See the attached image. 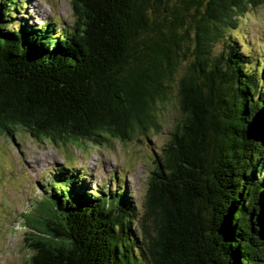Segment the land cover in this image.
Segmentation results:
<instances>
[{"label": "trees", "instance_id": "obj_1", "mask_svg": "<svg viewBox=\"0 0 264 264\" xmlns=\"http://www.w3.org/2000/svg\"><path fill=\"white\" fill-rule=\"evenodd\" d=\"M70 2L61 27L16 22L21 0H0V134L130 140L174 87L180 117L142 211L55 169L25 213L27 264H264V56L216 46L264 0Z\"/></svg>", "mask_w": 264, "mask_h": 264}, {"label": "rangeland", "instance_id": "obj_2", "mask_svg": "<svg viewBox=\"0 0 264 264\" xmlns=\"http://www.w3.org/2000/svg\"><path fill=\"white\" fill-rule=\"evenodd\" d=\"M21 2L16 22L42 25L49 21L61 27L72 23L70 0ZM236 21L235 28H226V38L216 44L217 48L223 42L237 41L243 51L253 56V61L263 58L264 3L249 8ZM169 96L167 102L156 104L155 128L136 133L126 141L109 138L104 146H95L86 140L57 143L37 140L20 127L13 137L0 134V264H27L31 252L23 240L28 230L25 213L36 215L37 200L42 197L41 201H45L44 185L59 166L80 170L89 190L100 186L112 192L125 191L137 210L142 211L147 177L180 117L174 98L175 87Z\"/></svg>", "mask_w": 264, "mask_h": 264}]
</instances>
